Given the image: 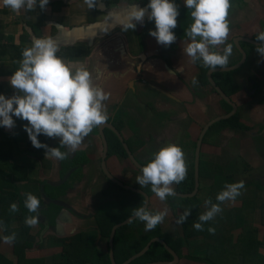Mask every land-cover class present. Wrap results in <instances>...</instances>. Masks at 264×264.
Here are the masks:
<instances>
[{
  "label": "crops",
  "instance_id": "1",
  "mask_svg": "<svg viewBox=\"0 0 264 264\" xmlns=\"http://www.w3.org/2000/svg\"><path fill=\"white\" fill-rule=\"evenodd\" d=\"M123 3L124 2L118 5H112V0H97V6L93 9H88L84 4V0H49L46 9L43 11L37 6V8L31 12L22 10L20 14L0 4V44L5 43L12 46L8 54L3 56L0 60V94L11 97L16 93V90L11 87L8 78L11 76L12 72L19 67V61L22 59V50L26 46L31 45L32 36L39 37L45 34L50 35L56 38L61 45L60 52L58 53L59 55L71 61L86 64L93 74L94 81L102 85L103 88L111 94L109 101L106 102L109 111V119L107 122L114 123V121H116L119 125H122L126 138L131 141L133 140V147H136L138 152H140L139 157L142 158L143 161H148L153 154V150H156V145L160 148L163 144L174 140L177 133L173 132L175 131L173 128H176V125H170L167 129L163 130L164 127L162 128L160 124L152 126L151 119L149 118L148 121V117L145 118L146 125L149 127V130L152 131L147 137L153 136L152 140L148 141L146 147L144 146L145 141H142L141 138H135V132H133V130L135 131L134 120L129 123L122 121L121 115L129 116L135 111V94H133L132 97H128L129 91L132 89L136 91V85L142 92H147L149 90L146 84L140 80L141 77L138 71L142 68V64L138 66L133 58V54L130 53L129 38L134 30H129L127 34H125L120 26L116 25L114 27L110 26L107 32L103 31L108 25L115 23V21L109 20L108 11L110 9L122 10L124 5L127 4L124 3L123 5ZM232 3L233 0H231V4ZM243 4L244 9L241 10V12L236 13V11L233 14L235 15L233 19L236 20L233 22V25L237 27V30L241 28V30L237 31L239 33H235V36L237 35L256 40V33L263 30L261 29V20H264V0H245ZM139 6L144 7L142 4H139ZM146 20L147 16L145 17L144 23ZM257 24L259 26H257ZM118 39L122 40L125 45L127 58H123L121 46L117 45H112L111 50L109 49L106 53L102 51V49L96 51L104 42H117L115 40ZM242 44L246 50L253 49L251 46L246 45L247 42L245 41H243ZM179 54V60L172 59L176 73L164 63L163 68L168 71V74H165V76H160L158 74L157 77H154L156 78V82L160 85L166 84L168 80L170 81L169 91L173 93L170 95L176 98L174 100L179 102L178 105H182V102H187L193 112H200L198 105L201 104V102H198L197 106L193 107L196 99L191 89V85H193L192 78L195 77L194 74L196 71L192 70L190 65L196 67V64L190 62L189 58L184 54L183 49L179 51ZM144 66L146 72H149L151 68L155 67L150 62L146 63ZM259 68V78H255V82L253 83L247 80L246 86L248 89H252L253 86L256 89L257 87L261 89L252 95H245V93L241 91L234 92L233 94L234 101L241 108L244 122L249 121L247 124L250 126L251 130L247 132L248 136L243 139L235 155L232 154L231 158L213 161V163L222 167V172L225 171V175L223 174L224 181L232 183L242 180L245 184V188L241 190L242 194L238 196L235 201H225L221 204V206L224 205L222 207L223 211L214 218L215 221L223 219L221 218L223 213L227 211L229 213L230 209L235 208L236 215L234 214L233 223L237 224L244 231H250L252 234L246 242L249 247L246 243L241 246L239 253V255H241L240 257L238 256L239 261L236 264H254L257 261V264H264V218L257 216L258 212L261 214L264 213V196L261 195V193L264 194V159L261 157V150L258 148L260 146V149H264V122L260 124L257 122L254 123V114H250L249 112L253 106H251L249 110L247 109V106L251 104L264 101V67H260L259 64ZM239 74H241L239 77L244 78L245 72H240ZM249 77L252 79V75H249L248 78ZM136 81H138V83L135 85ZM194 87L197 88L196 85ZM163 91H165V89H163ZM136 93L140 97L142 96L145 98V100L149 97V95H141L140 92ZM125 100H128L132 105L125 107ZM184 106L186 105H182V110L179 112L181 115L186 116L183 112ZM177 109L179 110L178 107ZM202 112H205L203 120L207 121L215 118L219 113L216 109L214 111L213 107L209 109L203 107ZM13 118L16 121V126L13 129L0 126V139L3 135H6L5 139L11 141V144L9 143L7 146H3L2 144L0 154L4 156V152H6L5 158H9V149L12 147L13 164L26 169L27 179L31 180L32 183H20L17 185V188L23 198H25L24 193L27 192L25 191L26 188L33 189L34 187L30 192L37 195V197L41 194L40 220H43L42 211L45 207L43 206V196L45 195L43 191L45 188L43 182L47 184H58L70 175L66 182L68 183L74 176L75 170H73V168L77 167L75 165H69L75 164V162L79 160L76 158L81 155L90 160L88 166L85 167V171L80 172L78 177L71 182L72 186L69 190L63 192V195L66 194V198H50L52 200L66 202L76 213L64 212V214H68L70 219L67 222L60 223L59 228L55 225V232L50 229L44 230L42 236L46 239L48 251L63 245L55 244V238L67 239L65 243L69 244L79 234L84 233L88 235L89 241L96 245L102 252L109 253L111 251L110 240L104 238L99 230L97 216L100 210L99 204L102 202L101 206H104L103 209L108 208L110 210H116L118 205H124L125 202L123 196L120 197L121 201L112 199L109 202V200L105 198L111 181L99 170L100 161L102 158L104 159L105 156V144L100 126L108 127V124L105 123L104 125L102 124L94 128L84 139L82 150L69 153L67 159L56 160L45 156V149L43 152H34V150L31 149L28 134L24 129V125L27 124V121L16 117ZM184 120H188V118ZM259 120H264L262 114ZM181 123L182 121L180 125L184 126L185 129L189 125L188 123ZM193 130L198 131L196 128H192V133ZM228 134V132L222 134L221 138L223 144L228 143L229 145L232 139H234L233 134H230V137ZM107 137L109 139L108 135ZM145 137L146 136H144V139ZM59 139V137L49 138L47 144L50 147H59ZM226 139H229V141H226ZM212 149L214 150V154L218 156L219 148L214 146ZM61 151H67V149L61 148ZM66 165L69 169L64 173L63 166ZM117 165L122 166L117 158L109 160L108 168L110 172H112ZM131 169L132 167H123L122 179L126 180L128 185L135 188L136 184L133 175L129 178ZM226 182L222 183V186H219V191H221ZM63 185L57 186L54 189L62 187ZM23 188L25 189L23 190ZM54 193L57 194L58 191H54ZM260 197L262 201L259 202L257 206L250 205L248 208L244 207V200ZM211 198H214V195H212ZM153 202H158L157 204L161 203L162 209L165 207L168 209L167 205L162 203L159 199H156V197L154 199L152 198V204ZM203 209L206 210L205 204L203 205ZM150 210H155V207L152 206ZM247 210L252 211L253 217H255L253 227L248 225L251 220ZM214 220H212V222ZM219 224H216L214 227V238H219L221 241L218 240L216 242L213 240L208 243H212V254L216 264H228L218 261L219 257L227 252L224 242L230 239L231 243L239 244L240 239H235L233 237L227 238V233L221 236V230L217 231V227L221 229ZM228 227H230V224ZM2 237L3 235L0 229V264H12L13 247L12 245L3 243ZM219 243H221V246H219ZM259 243L262 245L259 246ZM193 248V252L195 253L200 250L198 248L196 249V247ZM246 259L247 261H244Z\"/></svg>",
  "mask_w": 264,
  "mask_h": 264
},
{
  "label": "clouds",
  "instance_id": "2",
  "mask_svg": "<svg viewBox=\"0 0 264 264\" xmlns=\"http://www.w3.org/2000/svg\"><path fill=\"white\" fill-rule=\"evenodd\" d=\"M48 3L49 0H0L3 7L17 14L22 10L31 12L37 6L43 11ZM183 3L190 10L192 19L191 24L184 30L187 38L183 47L184 54L191 63L201 61L202 66L209 70L224 68L233 54V45L227 43L231 0H183ZM84 4L88 9H93L97 6V0H84ZM179 15V6L175 0H148L144 7L130 2L122 10L108 11L109 20L115 23L108 25L103 31L107 32L110 26L116 25L125 32L134 30L137 24L144 23L147 16L155 24V29H150L149 35L158 44L169 47L177 40L174 29L177 28ZM255 38L260 42L256 51L264 57V30L257 32ZM60 47L59 41L50 35H33L31 45L22 50L19 67L8 78L16 93L11 97L0 94V126L13 129L16 126L13 117L27 121L24 129L32 145L37 149H45V156L56 160L67 159L69 153L82 150L84 139L94 128L109 119L106 102L111 95L94 81L86 64L59 55ZM192 84H198L196 77L192 78ZM41 134L48 138L59 137V147L42 143L38 139ZM61 148H66L67 151H61ZM77 171L80 173L81 169L76 168L75 173ZM187 175L188 166L182 147L178 143H165L141 167L136 182L141 188L150 185L151 192L163 202L176 195L173 185L185 181ZM244 188L242 180L226 182L216 195V203L211 198L204 201L206 210L193 223V228L204 231V225L223 211L221 204L235 201ZM24 196V206L29 213L35 214L25 217V225L35 227L39 223L41 201L30 191L24 193ZM18 211V203L12 202L9 212ZM167 214L166 207L156 210L144 206L135 207L126 223L139 220L144 223L145 231H151L163 223ZM190 215L191 209H185L176 223H184ZM0 228L5 226L0 223ZM207 231L214 234L215 228L209 226ZM2 240L3 243L11 245L16 240V233L4 235Z\"/></svg>",
  "mask_w": 264,
  "mask_h": 264
},
{
  "label": "flooded vegetation",
  "instance_id": "3",
  "mask_svg": "<svg viewBox=\"0 0 264 264\" xmlns=\"http://www.w3.org/2000/svg\"><path fill=\"white\" fill-rule=\"evenodd\" d=\"M243 1L245 3V0H233L232 7L229 9L228 19L230 21V33H229L227 43H231L233 45V52L234 53L232 55L233 56H235L236 54L237 55H236V59L230 61L229 64L227 66H225L224 68L233 67V66L239 64L243 59V54L241 53L237 44L235 43L236 37H242V36H237V35L235 36V33H239L237 31L241 30V28H239L237 30L236 29L237 27H235L233 25V22L236 21L233 19L235 17V15H233V14L236 11H237L236 13H238L244 9ZM122 2H124V3L135 2L138 5L142 4L143 6H146L148 3V0H120L117 3V5L122 3ZM124 3H123V5H124ZM175 3L179 6V12H180V15L177 18V21H178L177 28L174 29V32L177 36V40L175 43H173L169 47H164V46L158 44L156 42V39L154 37H152L151 35H149V30L150 29L154 30L155 24H154V21H149L148 19L143 24H137L136 28L131 33L130 38H129L130 53L133 54V58L137 62L138 66H140V64H142V68L139 69V71H138L139 76L141 77L140 80H142V82L146 84V87L149 90L147 92H142L138 88V86L136 85L138 83V81H136L135 82V85L137 87L136 91L134 89H132L131 91H129L127 96L132 97L133 94H135V108L139 107V105H144L147 108V111H145V113L143 114V116L140 120H144L145 118L148 117L147 118L148 121H149V118L151 119V125L152 126H157L158 124H160L162 128L164 127L163 130L167 129V127L170 125H172V126L176 125V128H173V130H175L173 132L177 133L176 136L174 137L175 142H174V140H171V142H169V143H178L182 147L183 151L186 153V163L188 166V175H187L186 180L188 178H189V180H188V183L184 182L185 184H183V183L174 184L173 188H174L175 192H178V189L180 188L179 185H182V186L190 185V182L192 181V175H193L192 174L193 168L191 167V164H192V159L194 158V160H195L194 161L195 162V167H194L195 190H194V192H195L196 188H197V174H196L197 151H198V145H199L200 140L203 136V133H204L205 129L209 125H211V123H213V121L215 119L231 114L234 111V108L229 102L225 101L222 98L220 93L214 87L213 83H211L209 76H208V74L211 70L204 68L202 66L201 61H197L195 63L196 67L190 65V68L192 70L196 71L194 76L196 77V79L199 83L198 85H196L197 88H195L193 85H191V89H192L194 97L196 99L193 107H196L198 102H201V104L198 105L200 112H193L189 106V103L182 102L181 103L182 105H186L183 108V112L186 114V116L181 115L180 112L182 110V105H178L179 102L174 100L176 98L171 97V95L173 93L169 91L170 90L169 89L170 88V81L168 80L166 82V84H162V85H160L156 82L155 77H157L158 74L160 76H165V74H168V71L163 68L164 63H166L172 69V71H174L176 73L172 59L179 60V58H180L179 51L183 49L184 44L187 40L186 36L184 35V30L192 22V19L190 16V10L185 8L183 0H175ZM261 22H262L261 29L264 30V20H261ZM257 26H259V25L257 24ZM124 33L127 34V32H125V31H124ZM243 38H246V37H243ZM246 39H248V38H246ZM249 40H251V41L250 42L245 41V42H247L246 45L251 46L253 49L252 50L247 49L248 51L243 46V44H242L243 42L239 41L240 46L246 52V55H247L246 61L241 67H239L236 70H231V71H217V72H214V74H213L214 82L216 83V85L219 88H221L223 90V92L234 103H236L234 101V98H233L234 92L241 91V92H244L245 95H252L254 93H257L261 89L259 87H257V89H256L254 86L252 87V89H248V87L246 86L247 80L251 81L253 83V82H255V78H257V77L259 78V72H260L259 64H260V67H264V57H261L256 51V46L260 42L255 40V39H251V38ZM251 52H254V53H251ZM148 62L153 64L155 67L151 68L149 72L148 71L146 72L144 65ZM191 69H190V71L192 72ZM230 72H232V73L230 74ZM240 72H245L244 78L239 77L241 75V74H239ZM249 75H252V79H250V77L248 78ZM244 84H245V86H243ZM256 85H257V83H256ZM162 88L165 89V91H163ZM234 88L236 89L235 91H233ZM136 92H140L141 95L142 94L149 95V97H147L145 100V98H143L142 96L140 97ZM229 93H230V95H229ZM223 101H225L226 103H228L231 106L230 110H228V108L225 107V104L223 103ZM130 105H132V104L128 100L124 101L125 107L130 106ZM251 106H253V107L251 110H249V108H251ZM177 107L179 108V110L177 109ZM203 107H207V109H209L210 107H213L214 111L216 109L219 113L215 118H212L208 121L203 120L205 117V115H204L205 112H202ZM247 109L249 110L250 114H254L253 115L254 123L257 122L258 124H260V123L264 122V120H259L261 117V114L263 115V118H264V101H259L258 103L251 104V105L247 106ZM236 111L237 112H235L232 116H230L226 119L219 120L216 123H214V125H212L210 127V129L208 130V132L205 135V138L203 140V145L201 148V159H200V187H199L198 194H197V197L198 198L200 197L203 202L206 199L211 198L212 195H214V198H211V199H212V201H214L216 203L217 202L216 201V195H217V192L219 191L218 190L219 189L218 179L220 178L221 175L218 177V174H215L214 171L209 168V165L214 160L231 158L232 154L235 155L236 151L239 148L243 139H245L246 136H248L247 132L251 130L250 126H248V124H247L249 121L247 120L248 122H244V118L242 117V111H241V108L239 107V105H238V110H236ZM237 114H238L239 118L237 119L238 122L236 123V125H234L232 123H230L228 125L219 124L220 122L230 120L231 118H233ZM121 118H122L123 122L129 123L132 120H135V111L133 114H131L129 116L121 115ZM186 118H188V120H184ZM119 120H120V117H119ZM181 121H182L181 124H185V123L189 124L186 127V129L184 128V126L180 125ZM106 123H107V121H106ZM119 123H120V121H119ZM110 124H112L113 126L116 127V129L119 131V133L125 139L126 144L129 146V148L133 152L136 160L139 162L140 165L143 166L147 161H143L142 158L139 157L140 152H138V149L136 147L135 148L133 147V145H134L132 143L133 140L131 141V140L126 138L125 133H124V128L122 127V125H119L118 122H116V121H114V123L110 122ZM249 124H252V123H249ZM192 128H196L198 131L193 130V133H192ZM263 131H264V129H263ZM133 132H135V131L133 130ZM225 132L229 133L228 134L229 137L231 136L230 134L234 135V139H232V141L229 143V145H228V143L223 144V141L221 138L222 134ZM105 133H106V136L107 135L109 136V139H110V136L113 139L114 138L113 135H116L118 137V139L121 141V145L123 147H125L124 144L122 143L121 138L113 129L107 127L105 130ZM161 136H162V134H161ZM135 138L138 139V136L135 135ZM152 138H153L152 135L148 136V137L146 136L144 139L145 143L147 144L148 141L152 140ZM185 138L187 139V142H185V140H184ZM226 141H229V139H226ZM114 145H115V147H117L115 142H114ZM214 146L219 148V152H218L219 155L218 156L214 154V150L212 149ZM109 147H110V153H109V157H108L107 163H106L107 166H108L109 160H112L114 158H117L118 161H120V163L122 165H123V162L126 164V162L129 161V160L121 161L119 157H116V156L113 157V155L111 154L112 153V147H111L110 142H109ZM154 149H155V147H154ZM158 149L159 148L156 145V150H153V153L156 152ZM125 151H126V149H125ZM129 159H130V157H129ZM89 163H90V160L85 159V162L82 165H80V167H75V168H73V170H76V168H81V172L82 171L84 172L85 167L88 166ZM130 164L132 165L133 163L130 162ZM218 166L220 167V169L222 168L220 165H218ZM135 169H137L140 172V169H138L136 166L133 165L132 169L129 172L130 173L129 178L131 175H133V178L135 179V184H136L135 188L137 189V187H140V186L136 182V177L140 173L135 172ZM99 170L102 172V174L104 176H106L103 158L100 161ZM110 173L115 178H117L119 181H121L120 177L114 171H112ZM122 183H124V182H122ZM124 184L127 186H130L127 183H124ZM65 185L66 184H64L62 187H64ZM111 186H112V190H111L112 193L110 195L111 199L120 198L121 197L120 193L125 194L120 189L114 187L112 184H111ZM116 186H118V185H116ZM62 187H59V188H62ZM118 187L121 188L120 186H118ZM130 187H132V186H130ZM109 188H110V186H109ZM121 189L125 190L124 188H121ZM67 190H69V189H67ZM125 191L131 192V191H127V190H125ZM131 193H134V192H131ZM134 194H136V193H134ZM57 198H60V199L66 198V194L63 195V192L61 190H58ZM156 199H158V198L156 197ZM167 200L163 201L162 203H165L167 205V207H168V204H169V206H171L170 204H172V203H170V202L167 203ZM243 202H244V207H246V206H247L246 208L250 207L251 204L249 205V201L244 200ZM157 203L158 202H153V204L151 203V206H154L156 209H162L161 203H159V204H157ZM223 206L224 205H222V207ZM171 208H173V207L171 206ZM47 210H49L48 207H47ZM60 211H61V209H60ZM203 211H205V209ZM59 212L57 213V216H58ZM227 213H228V211L221 215V218H223V219H219L218 221L214 220L215 222L213 221L214 227L216 224L223 223V222H229L228 216H227V218H224ZM173 215H175V214L173 213ZM180 227H181L180 233L182 234L183 225L181 224ZM167 233H169V232H167ZM197 235H198L197 240L199 242H201L200 244H198V246L201 245L200 250H198V251H200L199 254L197 256H195V252H193V249H194L193 247L185 248L184 254H183L184 256L181 257L179 255L181 258V262L179 264H213V263H210L209 260H204L203 258H201L202 254H204V253L209 254V256L213 255L212 254V248L204 246L205 243H208V242H204V240L206 239V235L203 234V231H201V233H199ZM55 244L65 245L66 243L65 242L59 243L56 241ZM53 255H55V254H53ZM160 262H170V261H160Z\"/></svg>",
  "mask_w": 264,
  "mask_h": 264
},
{
  "label": "trees",
  "instance_id": "4",
  "mask_svg": "<svg viewBox=\"0 0 264 264\" xmlns=\"http://www.w3.org/2000/svg\"><path fill=\"white\" fill-rule=\"evenodd\" d=\"M120 0H112V5H117V3ZM180 3V2H179ZM41 21V19H40ZM39 25V24H38ZM12 46L9 44L2 43L0 44V60L3 58V56L7 55L9 52V49ZM19 56V55H18ZM232 72H230L231 74ZM206 75V74H205ZM221 75V74H220ZM205 78V77H204ZM206 79V78H205ZM236 89L234 88L233 91ZM230 95V93H229ZM225 104V107L228 108V110L231 109V106L223 101ZM239 118L238 114L231 118L230 120L220 122L219 124L222 125H228L230 123L236 125L238 122L237 119ZM113 139H109V142L112 147V155L119 157L121 160H130L127 152L125 151L124 147L121 145V141L118 139L116 135H113ZM111 137V136H110ZM6 135H3L1 137L0 141V153L3 146H7V144H11V141L9 139H5ZM38 139L42 143H48L49 138L45 135L41 134L38 136ZM117 147H115L114 142ZM31 149L34 150V152L39 153L43 152L44 149H37L35 148L31 141ZM6 152H4V156L0 154V223H2L5 228H0L2 231V235H9L13 232L16 233V240L12 245L13 247V262L12 264H113L110 252L104 253L102 252L96 245H94L92 242L89 241L88 235L81 233L77 237L71 241L69 244H65L62 247V253H56L51 258L44 259L46 255L41 256L42 250L47 249L46 239L43 238L42 234L45 229H50L51 231L55 232V225L57 220V213L60 211V207L50 204L48 206L49 210L47 208H44L42 211V218L43 220L39 219V223L35 227H28L25 225V217L28 215H35L33 213H29L26 207L24 206V199L17 188V185L20 183H32L31 180L27 179V174L25 172V168L19 167L13 164V151L12 147L9 149V158H5ZM76 159H79L75 164L69 165V166H77L80 167L82 163L85 162V157L81 155L80 157H77ZM194 158L192 159L191 167L193 168L192 171V181L190 182V185H179L180 188L178 189V193L180 194H192L195 190V162ZM22 168V169H21ZM191 168V169H192ZM68 166H63L64 173L67 172ZM81 169V168H79ZM190 169V170H191ZM79 171H77L74 176L66 183V185L62 188H58L57 190L53 187L51 188L46 182H43L44 186V194L48 198L55 199L57 198V194L54 193V191L61 190L62 192H65L67 189L71 187V182L74 180L78 175ZM188 180L183 181L182 183H188ZM185 182V183H184ZM111 184L120 189L125 194H129L128 198H124L125 204L118 205L116 210H110L108 208H104V206H100L98 216V225L100 233L104 238H108L110 240L112 230L115 225L127 220L129 216L132 214L133 208L135 207H141L145 204V198L142 197L139 194H134L131 192H126L125 190L119 188L112 182H110L109 190L106 193L105 198L109 200L111 199V190L112 186ZM138 189H141V187H137ZM146 190H143L147 192L151 198H155V194L151 192L150 185L146 187ZM142 190V189H141ZM40 201L42 202L41 194L38 197ZM179 199V198H178ZM185 203L184 206H179L175 204V207H180L182 209L181 212H183L185 209H191V215L188 216L187 220L182 223L183 229L182 234L179 236H173L170 233L160 232L161 227L159 228V234H152L146 233V236L144 238H139L138 234L143 233V229L141 232L138 231L139 227H136V229L133 228V226L139 221L136 220L133 223L119 229L116 237L115 242V254H116V260L119 264H124L126 261H128L131 257L134 255L140 253L154 238L161 237L165 241L168 242V244L177 251V253L183 257L185 248L190 247H196L199 242L197 240V234L201 233V231H197L193 228V223L198 221L199 215L204 212L203 210V204L204 202L200 200L199 198H182ZM12 202H17L19 205V211L16 213L9 212V206ZM116 204V203H111ZM120 207V208H119ZM247 207V206H246ZM129 210V211H126ZM124 213V214H123ZM235 208L230 209L229 214H235ZM120 214H123V216L119 217ZM182 213L177 214V218ZM236 215V214H235ZM160 225V224H159ZM144 226V225H143ZM214 227V223L212 221H209L204 225V231L203 234L206 235V239L204 242H210L215 240L216 242L218 239H215V233L210 234L207 229L208 227ZM141 228V226H140ZM38 240V242H37ZM35 241V242H34ZM221 241V240H220ZM212 244V243H211ZM225 245V244H224ZM261 244L259 243V246ZM219 246H221V243H219ZM174 260L173 255L166 249L164 245L161 243H155L150 251L140 259H137L132 264H148V263H154V262H160V261H172ZM210 263L216 264L215 260H209ZM11 264V263H10Z\"/></svg>",
  "mask_w": 264,
  "mask_h": 264
},
{
  "label": "rangeland",
  "instance_id": "5",
  "mask_svg": "<svg viewBox=\"0 0 264 264\" xmlns=\"http://www.w3.org/2000/svg\"><path fill=\"white\" fill-rule=\"evenodd\" d=\"M234 53V52H233ZM236 54V53H235ZM237 55V54H236ZM236 55L235 56H231L229 58V62L232 61V60H235L236 59ZM245 86V84L243 85ZM145 111H147V108L144 106V105H139V107L135 108V120L133 121L135 123V135L138 136V138H141L142 141H144V136H147L148 134H150L152 131L149 130V127L146 125V120H140L143 116V114L145 113ZM132 119V118H131ZM185 142H187V139L185 138L184 139ZM144 146L147 147V144L144 143ZM261 153V157L264 159V149H260V146L258 147ZM185 153V152H184ZM185 157H186V153H185ZM127 160V159H126ZM133 165L130 164L129 161L126 162V164L123 162V165L120 166V165H117L116 168L113 170L120 178H121V181L124 182V183H128L126 180H123L122 177H123V167H132ZM209 168L211 170L214 171L215 174H218V177L220 176V178L218 179V185L221 186L222 183L226 182L224 181V173L225 171H221V169L219 168V166L216 164V163H211L209 165ZM135 172L137 173H140L137 169H135ZM224 174V175H223ZM31 187V186H30ZM148 187V186H147ZM46 188V187H45ZM25 188H23L24 190ZM34 189V187H33ZM32 188H26L25 191H32L33 190ZM142 190H146L147 188L144 187V188H141ZM139 189V190H141ZM39 191V189H38ZM35 192V191H33ZM121 196H123V198H128L129 195L128 194H123V193H120ZM262 196H264L263 193H261ZM143 197V196H142ZM145 198V197H144ZM198 198V197H197ZM154 199V198H153ZM167 203H172L170 204L173 208H171V206H169L168 204V214L166 215L163 223H161L160 225H157L156 228L154 230H151V231H145V227L143 226L144 223L141 222V221H138L134 226L133 228L136 229V227H139L138 228V231L141 232V230L143 229V233L141 234H138L139 235V238H144L146 236V233L149 234V233H154V234H159V228L161 227V233L162 232H169L171 235L173 236H179L181 233H180V226L181 224H177L176 223V220L178 219L177 218V214L179 215V213H182L180 209V207H175V204L179 205V206H184L186 202L183 201L182 198H175V197H168L167 198ZM199 199L201 200V198L199 197ZM118 201H121V198H118ZM147 201V199L145 198V202ZM245 201H249V205L251 204L252 206H257L259 202L262 201V198H255V199H247ZM102 203H100L99 205V208L101 206ZM146 204V203H145ZM144 204V205H145ZM222 207V206H221ZM152 206H150L149 209H151ZM156 210V208H155ZM173 210V211H172ZM126 211H129V210H126ZM175 215H173V213ZM248 212V215L250 216V224H248L249 226L253 227V221L255 220V217H253V213L252 211L250 210H247ZM124 214V213H123ZM123 214H120L119 217L123 216ZM175 216V217H174ZM228 216V221L229 222H223V223H220V228L219 229L217 227V231H220L221 230V236H224L226 233L228 235L227 238H239L240 239V243L239 244H233L230 242V239L225 243V247L227 249V252H225L223 255H221L219 257V260L220 262H226L228 264H236L238 263V256L240 257L239 253H240V249H241V246L243 244H245L247 242V239L252 236L251 232L250 231H244L241 227H239L237 224L233 223V219H234V214H229L227 213L226 216L224 218H227ZM258 217H263L264 218V213H259L257 214ZM230 224V227H228ZM141 226V228H140ZM57 235V234H56ZM57 242L61 243V242H65L67 239H60V238H55ZM246 245L248 246V244L246 243ZM200 246H196V249H200ZM206 247H209V248H212V245L210 243H205ZM62 247L63 246H59V247H55L53 248L51 251H48V248L45 249V250H42L41 252V256L43 255H46L44 257V259H47V258H51L53 256V254H56V253H62ZM249 247V246H248ZM56 249V250H55ZM55 250V251H54ZM200 251H198L197 253H195V256H197L199 254ZM210 253V252H209ZM201 258H203L204 260H214V256L213 255H210L207 254V253H204L202 254ZM244 261H247L244 260ZM264 263V261H263ZM254 264H257V263H254Z\"/></svg>",
  "mask_w": 264,
  "mask_h": 264
},
{
  "label": "water",
  "instance_id": "6",
  "mask_svg": "<svg viewBox=\"0 0 264 264\" xmlns=\"http://www.w3.org/2000/svg\"><path fill=\"white\" fill-rule=\"evenodd\" d=\"M115 41H117V42H114V41L104 42V44L101 47H99L96 51H99V50L102 49V51H104L106 53V52L109 51V49L111 50V46L112 45H117V46H121V53H122L123 58H127V53H126L127 51L125 50V45H124L123 41L120 40V39L115 40ZM239 41L240 42H243V41L250 42L251 40L246 39V38H243V37H236V39H235V43L237 44L239 50L243 54L242 61L239 64H237V65H235L233 67H229V68H217L215 71H212L211 70L209 72V74H208L211 83H213L214 87L220 93V95L222 96V98L225 101L229 102L233 106L234 111L231 114L227 115V116H223V117H219V118L215 119L213 121V123H211V125H209L205 129V131L203 133V136H202V138L200 140V143L198 145L197 159H196V174H197V188H196V191L194 193H192V194H180L178 192H175L176 195L175 196H170V197L184 198V199H186V198H196L197 197L198 190H199V187H200V159H201V148H202V145H203V140L205 138V135L207 134V132L210 129V127L212 125H214V123H216L219 120L226 119V118L232 116L235 112H237L236 110H238V105L236 103L232 102L231 99L223 92V90L216 85V83L214 82L213 74H214V72H217V71H231V70H236V69H238L239 67H241L245 63L246 56L247 55H246V52L240 46ZM106 124H108V127L111 128V129H113L119 135V137L121 138L122 143L125 146L124 148L126 149L128 155L130 157V161L133 163V165L136 166L138 169H141L142 165H140L139 162L136 160L133 152L131 151V149L129 148V146L126 144V141L123 138V136L119 133V131L116 129L115 126H113L109 122H107ZM106 128H107L106 126H100V129H101V132H102V136L104 138V144H105L104 168H105L106 176L108 177V179L112 183L120 186L121 188H124L127 191H131V192H134L136 194H139V195L145 197L147 199V201H146V204L144 205V207L150 208L151 203H152V199H151V197L146 192H144L142 190H139V189H136L134 187H130V186L125 185L124 183H122L121 181H119L117 178H115L110 173V171L108 169V166L106 164L107 163V159L109 157V153H110L109 141H108L107 136H106V133H105V129ZM69 176H67L62 182H60L58 184H53V183H48V184L51 187L56 188L57 186H61V185L65 184L67 182V180L69 179ZM43 198H44L43 206L48 207L50 204H53V205H56V206L62 208V210L60 211V213L57 216V220H56V226H57V228H59V224L60 223L67 222L70 219L69 216H68V214H64V212H74V213H76L64 201H61V200H51L50 198H47L45 195L43 196ZM127 220H125V221L117 224L113 228V231H112V234H111V237H110V247H111L110 257H111V260H112V263L113 264H119L117 262V260H116L115 242H116V237H117V233H118L119 229H121V228L129 225L128 223H126ZM134 221H136V220H134ZM158 242L161 243L162 245H164L166 247V249L173 255L174 260L173 261H170V262H154V263H148V264H179L181 262V258L179 256V254L168 244V242L165 241L164 239H162L161 237H157V238H154L140 253L134 255L133 257H131L124 264H132L137 259H140L141 257L145 256L150 251V249L152 248V246L155 243H158Z\"/></svg>",
  "mask_w": 264,
  "mask_h": 264
}]
</instances>
